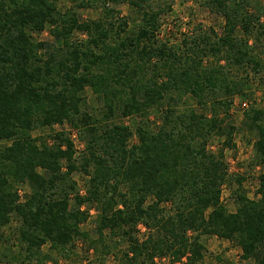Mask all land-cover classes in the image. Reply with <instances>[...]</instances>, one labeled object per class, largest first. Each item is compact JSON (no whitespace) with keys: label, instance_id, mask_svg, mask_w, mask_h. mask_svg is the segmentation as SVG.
<instances>
[{"label":"trees","instance_id":"1","mask_svg":"<svg viewBox=\"0 0 264 264\" xmlns=\"http://www.w3.org/2000/svg\"><path fill=\"white\" fill-rule=\"evenodd\" d=\"M58 1L0 0V264H47L45 246L70 260L77 240L108 255L116 238L127 247L117 264H198L202 236L264 264V109L243 115L256 135L250 166L263 168L254 199L224 156L237 131L233 99L252 95V81L264 86V24L251 11L258 0H184L220 17L222 33L198 28L173 43L159 38L172 0L74 2L100 11L89 21ZM121 4L137 16L131 28ZM46 29L51 41L34 39ZM183 96L196 108L180 109ZM130 117L134 130L120 122ZM64 125L84 143L78 158L70 133L54 129ZM215 137L223 139L216 153L208 150ZM223 188H232L234 212ZM91 211L95 238L80 229Z\"/></svg>","mask_w":264,"mask_h":264},{"label":"rangeland","instance_id":"2","mask_svg":"<svg viewBox=\"0 0 264 264\" xmlns=\"http://www.w3.org/2000/svg\"><path fill=\"white\" fill-rule=\"evenodd\" d=\"M78 0H59L57 7L61 12L65 10H72L76 13L81 21L95 20L100 16L99 10L94 9H77L74 2ZM122 17H126L129 20V27L131 28L133 23L132 20H136V14L129 9L128 5L121 4L116 8ZM254 14H257L261 23L264 24V0H258L257 4L253 6L251 10ZM161 30L159 38L162 41L176 42L184 36L190 35L193 31L198 28L206 30L207 28H213L218 34L222 33L223 20L209 12L203 5L192 1L184 0H172L171 12L161 17ZM34 39L38 41H51L48 29L41 34H34ZM78 40H84V36L76 35ZM261 45H263L261 43ZM251 94L246 98L235 97L230 110V117L233 125L237 128L233 136V148L224 149V156L226 163L228 164L229 173L232 175L238 174L244 176L245 180L242 182V189L250 199H254V192L257 188L256 177L263 172L262 167L251 168V161L254 155L253 143L255 141V132L248 130L243 125V115L251 107L255 106L259 109H264V86L260 85L258 81H252L251 83ZM85 95L87 98V104L90 108H97L95 97L89 89H86ZM196 108L192 98L188 96L182 97V104L180 109H194ZM154 113V112H153ZM154 120L157 116L155 113L152 114ZM155 121V120H154ZM125 125L130 127L131 130L135 129L136 119L130 117L123 119ZM64 129L70 133L72 139L76 158L81 155L84 148V143L73 134L68 125L63 127H55L54 129ZM45 131L34 132L33 135L43 134ZM74 136V137H73ZM223 139L215 137L208 146V150L214 153L221 147ZM136 142L134 137L131 141ZM78 187L83 190L84 178L83 176L76 174L74 176ZM232 188H223L221 193V202L229 212L235 211L233 199L231 197ZM19 196L23 197L24 194L28 193V187L26 185L18 188ZM83 194V191L80 192ZM22 199V198H21ZM169 206V205H168ZM96 213L91 211L89 218L86 223L81 224L80 229L90 234V237L95 238L93 231L95 230ZM14 224L5 228L4 232L9 236L12 231L11 228ZM147 236V231L143 226L138 227L137 237L140 241L144 240ZM201 242L205 248L203 259L198 264H253V261H245L241 259L240 248L229 241L218 239L214 236H202ZM14 244V242H12ZM116 245V248L112 253L108 255H102L100 251H95L89 248L86 241L77 240L74 243L73 254L70 260L59 257L54 251H51L48 246L43 247V253L49 255L47 264H117V254L126 251V243L119 240L118 238L112 243ZM17 250L16 244L13 248ZM120 251V252H119ZM171 260L168 258L157 259L155 264H171ZM1 263V262H0ZM185 260L176 264H184Z\"/></svg>","mask_w":264,"mask_h":264},{"label":"built area","instance_id":"3","mask_svg":"<svg viewBox=\"0 0 264 264\" xmlns=\"http://www.w3.org/2000/svg\"><path fill=\"white\" fill-rule=\"evenodd\" d=\"M74 137V136H73Z\"/></svg>","mask_w":264,"mask_h":264}]
</instances>
